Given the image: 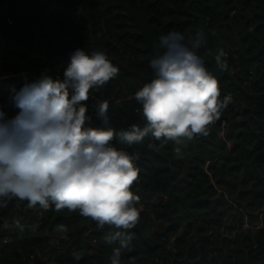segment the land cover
Here are the masks:
<instances>
[{"label": "trees", "instance_id": "16d2710c", "mask_svg": "<svg viewBox=\"0 0 264 264\" xmlns=\"http://www.w3.org/2000/svg\"><path fill=\"white\" fill-rule=\"evenodd\" d=\"M10 1L6 17L12 25L0 15V109L15 115L8 103L13 89L18 90L26 79H36L44 72L53 78L61 76L60 66L52 63L65 62L74 49L83 48L88 53L103 51L119 69L116 78L90 92L99 101L108 102L110 125L120 130L139 122L140 106L135 99H126L149 82L141 78H154L149 65L154 54L117 0H49L45 12L37 9L40 0H27V5L19 2L17 7L14 0ZM128 1L157 43L169 32H179L186 40L201 35V22L204 28L223 23L238 42L233 51L224 48L229 54L221 58L225 68L217 64V59H211L205 48L199 50L206 68L218 81L221 98L232 97L216 124L209 126L207 135L164 143L149 135L132 146L114 139L118 149L138 154V178L131 190L140 188L142 192L136 204L141 207L138 222L128 230L131 242L126 248L116 244L121 264H264V218L259 229L231 234L232 227L241 229L245 223H257L264 213V0H143L138 5L135 0ZM73 13L79 17L74 32L84 33L85 41L68 37L70 27L66 21ZM204 35L208 46L212 44L208 48H212L211 37L206 31ZM64 37L66 42L62 44ZM118 88L117 99L124 101L119 107H110ZM86 103L89 114L95 113L96 106L89 105V99ZM94 123L100 125V121ZM220 134L234 144L232 149L225 147ZM206 162H210V178L223 194L210 185L203 170ZM8 206L14 212L0 215L1 220L10 217L0 234L10 236L12 242L4 247L9 254L0 255V264H28L21 253L28 256L34 249H42L36 245L37 236L9 234L22 226L17 223L19 217L25 218L24 227L28 220L33 224L35 213L33 209L26 211V202L13 201ZM66 219L68 223H63ZM152 219L167 224V228L154 232ZM65 223V230L60 232L61 249L51 250L49 260L35 264H103L106 229L79 212L58 211L50 206L41 233ZM186 223L191 227L184 238L179 230ZM86 232L89 236L85 238ZM93 240L97 246L90 244ZM72 251L77 252L74 257L69 255Z\"/></svg>", "mask_w": 264, "mask_h": 264}, {"label": "clouds", "instance_id": "9594fccd", "mask_svg": "<svg viewBox=\"0 0 264 264\" xmlns=\"http://www.w3.org/2000/svg\"><path fill=\"white\" fill-rule=\"evenodd\" d=\"M204 44L200 34L188 40L179 32L160 36L149 62L154 78L133 94L143 127L133 124L117 132L110 125L108 102L90 95L119 72L103 51L76 48L61 76L44 72L13 89L8 103L15 115L0 109V208L16 201L29 208L79 212L108 228L106 245L128 247V230L139 219L138 196L131 190L138 154L118 149L113 141L132 146L149 135L161 143L207 135L232 97L221 98L217 79L198 54ZM225 55L217 56L221 68ZM88 99L101 126H93ZM120 256L115 250L108 264H121Z\"/></svg>", "mask_w": 264, "mask_h": 264}, {"label": "crops", "instance_id": "0c3cea01", "mask_svg": "<svg viewBox=\"0 0 264 264\" xmlns=\"http://www.w3.org/2000/svg\"><path fill=\"white\" fill-rule=\"evenodd\" d=\"M195 19L196 18H193L192 21L195 20ZM194 28H195V25H194ZM199 28H200L201 36L203 37V39H204V36H205L204 35V31H206L207 34L211 37V40L214 42V46L209 49L208 47L210 45H212V44L210 43V45L208 46L207 42L204 39L205 44L203 46V49L205 48L207 54L209 55V57L211 59H217V56H219L221 53L224 54L223 51H226V53H227V50H225L224 48L227 47V49L230 50L231 49V46H229L228 44L229 43H234V45H235V42L237 41L236 40V37H234L233 33L226 26L224 27V24L221 23V22L215 23L212 27L211 26H208V27L206 26L205 28H204V26H203V24L201 22L199 24ZM227 40H229V41L226 43ZM229 73L230 72H228L227 74L230 75ZM4 78H6V77H4ZM141 79H145L146 81H148V80L150 81L149 78L148 79L141 78ZM8 84L10 85L9 82H8ZM121 88H125V87L121 86ZM118 90H119V88L114 90V92L116 93V97L117 98H119L118 97V94H117ZM228 96H230V95H228ZM117 100L118 99L114 100V102L117 101ZM120 130H122V129H120ZM138 190H140V188ZM21 206H19L18 208H21ZM25 209H26V211H29V210H32L33 209L32 211H34V213H35V217L33 219V224H30L31 221L28 220L29 223L27 222L26 223L27 226L24 227L25 218L19 217L17 219V223L22 224V226L21 227H18L16 231L10 232L9 235H12V234L23 235V234H26V233H29V234L30 233H33V234H35L37 236L36 237V245L38 247L42 248V249H39L40 251H43L44 250V247H46V245H47V242H46V236H47V234H50L51 232H56V233L60 234V232H63L65 230L64 227H66V223L63 225V227H56V228H54V229H52V230H50V231L42 234L41 232H44L42 226H43V221L45 219L46 210L40 208L39 206H37L35 208H29L28 206H26ZM138 209L140 211L141 210V207H138ZM7 212H10V214H11L12 212H14V210L11 209L9 206H7L5 208H0V215H2L3 213H7ZM6 217L7 216H5L2 220L0 219V232L3 231L6 226L9 225V219H10V217H8V218H6ZM152 220L153 221H152L151 228L152 227L155 228V226H157L159 223L162 224V225L165 224L163 222L156 221L155 219H152ZM64 222H67L68 223L67 219L64 220L63 223ZM190 227H191V224L190 223H186L180 229L181 230V233L180 234L184 235V238H186L189 235ZM40 228H41V230H40ZM88 228H89L88 230H91L90 227H88ZM182 230H184V231L182 232ZM87 234L88 233L86 232V233L83 234V236L86 238L87 237ZM0 238H2L1 240L7 239V240L10 241V243L12 242L10 236L6 237V235L0 234ZM90 239H92V238H90ZM5 246H7V245H0V255L1 254H4V255L9 254V250L8 249L4 252V250H5L4 247ZM189 248H190V244L188 243L187 249H189ZM18 249L20 250V248H18ZM19 252L21 253L22 251H19ZM76 253L77 252L72 251L69 255H70V257H74ZM21 255L23 257H26L27 258V256L24 255L23 253H21ZM28 264H30V263L28 262Z\"/></svg>", "mask_w": 264, "mask_h": 264}, {"label": "rangeland", "instance_id": "374dc122", "mask_svg": "<svg viewBox=\"0 0 264 264\" xmlns=\"http://www.w3.org/2000/svg\"><path fill=\"white\" fill-rule=\"evenodd\" d=\"M14 2V5L17 7L18 6V4H19V2H22L24 5L26 4H28V1L27 0H14L13 1ZM11 3V1L10 0H4V1H0V5L1 4H10ZM49 6H50V1L49 0H40V5H39V8H37V9H39L41 12H45L46 11V9H48L49 8ZM55 16H60V17H63L62 15H60V14H55ZM78 19H79V17H78V14L77 13H73V16H72V18H71V20H67L66 21V23H67V25L70 27V33H69V35H68V37L69 38H72V37H74V38H78V39H82L83 41H85V34L84 33H81L80 35L78 34H75V32H74V24L78 21ZM85 19V18H84ZM86 20H88L89 21V18H87ZM87 27V26H86ZM97 37H99V35H97ZM66 40V37H64V38H62L61 39V43L63 44L64 42H66L65 41ZM237 40V39H236ZM229 40H227L226 41V43L228 42ZM237 42H238V40H237ZM229 46H231V51H233L234 49H235V45H234V43H229L228 44ZM224 52V54H223V56L225 55V53H226V51H223ZM67 61L68 60H66L65 62H62V63H59V62H53L52 64L53 65H55V66H60L58 69L60 70V72L62 73L63 72V69H64V67L66 66V64H67ZM56 68V67H55ZM146 69H147V67H146ZM58 71V70H57ZM48 74V73H47ZM231 96V95H230ZM92 100H93V102L94 103H98V101L95 99V98H93V97H90ZM113 98H116L117 99V97L115 96V95H113ZM131 99H134V95L132 94V95H129L128 96V98L126 99V101H128V100H131ZM121 101H124L123 99H118L117 101H115V102H113V103H111V105H110V107H112V106H114L115 104H117L116 106L117 107H119L120 106V103L119 102H121ZM121 122H123L122 120H121ZM216 124V123H215ZM224 134H220L219 135V138H220V140H225V138H224ZM224 143H225V147L227 148V149H232L233 147H234V144L232 143V142H230V141H228V140H225L224 141ZM212 163H211V165L213 164V162L214 161H211ZM210 165V162H206L205 163V165L203 166V170H204V172L207 174V177L210 179V185L213 187V190L214 191H216L218 194H223V191L217 186V185H215V182L210 178V173H209V169H208V166ZM214 182V183H213ZM192 183H194V181L192 182ZM134 193L138 196V199L139 198H141L142 197V192L140 191V190H135L134 191ZM224 196H226V195H224ZM226 198V197H225ZM263 213V212H262ZM262 216H264V213H263V215ZM262 220V219H261ZM156 224V223H155ZM167 224H164V225H162V224H158L157 226H155V229H154V231L156 232V231H161V230H163V228H167ZM184 230H182V232H183ZM179 233H181V230H179ZM87 236H89V233L87 234ZM92 246H97V244H93L92 242L90 243ZM46 247H47V245H46ZM44 249H45V247H44ZM91 256L92 257H95V255H94V253H91Z\"/></svg>", "mask_w": 264, "mask_h": 264}, {"label": "built area", "instance_id": "2783aa9c", "mask_svg": "<svg viewBox=\"0 0 264 264\" xmlns=\"http://www.w3.org/2000/svg\"><path fill=\"white\" fill-rule=\"evenodd\" d=\"M9 5L10 4H1L0 5V15L2 18L5 19V22L8 25H12V20L8 17H6L9 13ZM226 57V55H224ZM99 103V102H98ZM97 103V104H98ZM93 117V122H98L99 120L96 119L95 117V113L90 114ZM264 216H260L259 217V222L254 223L252 225L249 224H243V227L240 229L238 226L236 227H232L233 231H232V235H235L236 233H238V231L243 232L247 229H259L262 227V224L260 223L261 219H263ZM231 221H228V223L230 224ZM46 240H47V247H45V249L41 252L38 249H34L33 251H31L27 258H28V262L30 264H35L37 263H43L47 260H49L51 258V254L50 251L51 250H58L60 248V241H61V236L58 233H54L51 232L49 235L46 236ZM1 245H7L10 243L9 240L7 239H3L0 240Z\"/></svg>", "mask_w": 264, "mask_h": 264}, {"label": "water", "instance_id": "95a60500", "mask_svg": "<svg viewBox=\"0 0 264 264\" xmlns=\"http://www.w3.org/2000/svg\"><path fill=\"white\" fill-rule=\"evenodd\" d=\"M120 4L121 7L130 15V17L134 20L136 25L140 28L142 34L145 36V39L147 40L153 54H156V44L157 41L155 37L153 36L152 32L150 31V28L148 25L145 23V21L139 16V14L136 12V10L130 5L128 0H117ZM136 125L143 127L145 125L144 118H142L139 122L136 123ZM93 126H101L98 124L93 123ZM129 128V127H128ZM128 128L122 129V130H127ZM117 132L120 130H116ZM106 232L108 231V228L105 227ZM117 249L116 245L114 246H109L107 245L106 252H105V257H104V263L103 264H108L109 262V257L112 255V253Z\"/></svg>", "mask_w": 264, "mask_h": 264}]
</instances>
